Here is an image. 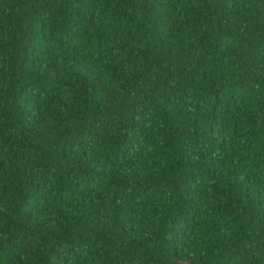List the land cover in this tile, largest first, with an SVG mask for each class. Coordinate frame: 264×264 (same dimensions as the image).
<instances>
[{"label":"trees","instance_id":"1","mask_svg":"<svg viewBox=\"0 0 264 264\" xmlns=\"http://www.w3.org/2000/svg\"><path fill=\"white\" fill-rule=\"evenodd\" d=\"M0 264H264V0H0Z\"/></svg>","mask_w":264,"mask_h":264}]
</instances>
